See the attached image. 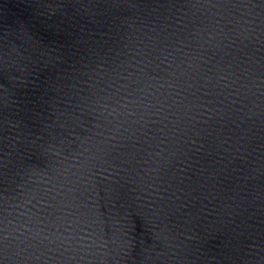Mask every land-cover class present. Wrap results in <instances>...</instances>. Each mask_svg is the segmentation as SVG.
Masks as SVG:
<instances>
[{"label": "water", "instance_id": "obj_1", "mask_svg": "<svg viewBox=\"0 0 264 264\" xmlns=\"http://www.w3.org/2000/svg\"><path fill=\"white\" fill-rule=\"evenodd\" d=\"M0 264H264V11L0 0Z\"/></svg>", "mask_w": 264, "mask_h": 264}]
</instances>
